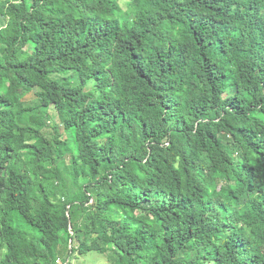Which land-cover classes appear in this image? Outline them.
I'll return each instance as SVG.
<instances>
[{"label": "trees", "instance_id": "1", "mask_svg": "<svg viewBox=\"0 0 264 264\" xmlns=\"http://www.w3.org/2000/svg\"><path fill=\"white\" fill-rule=\"evenodd\" d=\"M90 252L264 264V0H0V264Z\"/></svg>", "mask_w": 264, "mask_h": 264}, {"label": "rangeland", "instance_id": "2", "mask_svg": "<svg viewBox=\"0 0 264 264\" xmlns=\"http://www.w3.org/2000/svg\"><path fill=\"white\" fill-rule=\"evenodd\" d=\"M121 2L123 4V7L125 9H128L129 0H121ZM88 88H91V85H89ZM71 151H72L71 147H69L68 145L64 143L62 144L61 153L63 155H70ZM72 264H109V262L104 256L96 252H90L85 256H77L72 261Z\"/></svg>", "mask_w": 264, "mask_h": 264}]
</instances>
